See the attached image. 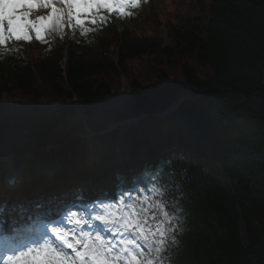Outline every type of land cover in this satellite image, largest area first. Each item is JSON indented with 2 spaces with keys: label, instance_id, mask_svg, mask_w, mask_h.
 Segmentation results:
<instances>
[{
  "label": "trees",
  "instance_id": "obj_1",
  "mask_svg": "<svg viewBox=\"0 0 264 264\" xmlns=\"http://www.w3.org/2000/svg\"><path fill=\"white\" fill-rule=\"evenodd\" d=\"M151 4L163 34L118 33L113 12L90 43L70 28L65 62L61 39L35 33L0 48V157L20 156L32 205L51 163L67 195L117 196L142 180L144 198L178 218L164 264H264V0H177L163 24ZM144 57L153 73L126 72Z\"/></svg>",
  "mask_w": 264,
  "mask_h": 264
},
{
  "label": "snow or ice",
  "instance_id": "obj_2",
  "mask_svg": "<svg viewBox=\"0 0 264 264\" xmlns=\"http://www.w3.org/2000/svg\"><path fill=\"white\" fill-rule=\"evenodd\" d=\"M44 8L51 9L48 16L30 19L32 0H0V47L12 39L31 41L30 33L42 41L44 21L62 32L65 17L69 28L83 27L78 8L92 12V23L97 22L96 13L124 14L127 8L138 6L139 0H36ZM58 4L59 7L53 5ZM11 10V11H9ZM106 21L107 17H98ZM84 34L83 32L81 33ZM178 218L167 211L163 200L151 202L148 197L129 204L100 206L99 211L89 214L70 212L68 223L73 231L52 226L47 229L53 239L42 236L23 247L5 252L0 264H164L163 253L169 239L177 231ZM99 225V227L97 226ZM85 226L87 231H85ZM110 233L114 239L106 238Z\"/></svg>",
  "mask_w": 264,
  "mask_h": 264
},
{
  "label": "rangeland",
  "instance_id": "obj_3",
  "mask_svg": "<svg viewBox=\"0 0 264 264\" xmlns=\"http://www.w3.org/2000/svg\"><path fill=\"white\" fill-rule=\"evenodd\" d=\"M152 1V8H157V14L159 17L158 20L163 24L166 23L168 21H170L174 15V5L175 2L177 0H151ZM142 3H147L146 0H141ZM32 4L33 7L32 9L36 12V16L37 18L40 16H48L51 13V9L49 8H44L42 7L39 3L36 2V0H32ZM155 5V6H154ZM54 7H59L60 5L54 4ZM11 11V10H9ZM74 11L80 12L81 16L79 17V19H81L83 21V27H81L83 29V32L86 33V40L88 43L92 42L93 36L95 35L94 32L91 31V29L93 28V26H95L97 23H103V21L99 20L98 17L102 16L99 12L96 13V17H97V22L96 23H92V16H90L88 14V11H90L89 9H85V8H78L75 9ZM156 11V9H155ZM148 11L144 10V12L142 13V15L140 16L141 18H139L137 20V22L133 23V24H129L127 22L126 19L124 20H120V21H116L113 20L112 24H113V28L118 32V33H122L123 31H125L126 29H128L129 31H131L132 35L135 36H143V35H153V34H163V32L158 33V31L154 28V25L151 22L150 16L149 15H145L147 14ZM90 13V12H89ZM149 13V12H148ZM126 14V9L124 10V14H120L125 16ZM151 15V14H150ZM75 22V20H74ZM44 31H42V36H49L50 40L55 42L56 37L60 36L61 32L56 30L53 26H52V21H44ZM76 23V22H75ZM68 27L67 24V18L65 17V23H64V27H63V31L66 32V29ZM62 31V32H63ZM155 34V35H156ZM111 51V50H109ZM64 54H62L63 56ZM145 61H147L148 63H145ZM157 62L153 59H146L144 58H140V59H134L128 62V66L127 67V73L132 74L134 76H137V78L140 77V75L142 74V72L145 71V69L148 70V72L153 73L154 69H155V64ZM176 71L173 72L172 77L176 76ZM122 80V78H121ZM153 80V79H152ZM122 82L124 83V81L122 80ZM141 200V192L139 190V188H134V190L128 192L127 194H123L118 201H116V203L113 204H119V203H123V204H129V203H135L137 201ZM87 209V213L89 214L90 211H99L100 208L95 207L94 209L92 208H86ZM113 238L112 236L109 238L111 239Z\"/></svg>",
  "mask_w": 264,
  "mask_h": 264
},
{
  "label": "water",
  "instance_id": "obj_4",
  "mask_svg": "<svg viewBox=\"0 0 264 264\" xmlns=\"http://www.w3.org/2000/svg\"><path fill=\"white\" fill-rule=\"evenodd\" d=\"M201 96H202V95H200V96H198V97H201ZM184 98L187 99V100H193V99H195V98H191V97H184ZM196 98H197V97H196ZM181 100H182V99H181ZM181 100H180V101H181ZM180 101H178V102H180ZM178 102L175 103L174 105H172L170 108H168V109L164 112V114H166V113L170 112L171 110H173V109L178 105ZM146 116H148V115H143V116H140L139 118H135V119H132V120H125V121H121V122H118V123H114V124L110 125V126H109L107 129H105L104 131L97 132V134H104V133L110 131L111 129H113V128L117 127V126H121V125H130V124L136 123V122H138L139 120H141L143 117H146ZM94 134H95L94 132H92V131L86 129V135L81 136V137H82V138H89V137H91V136L94 135ZM85 136H87V137H85Z\"/></svg>",
  "mask_w": 264,
  "mask_h": 264
},
{
  "label": "bare ground",
  "instance_id": "obj_5",
  "mask_svg": "<svg viewBox=\"0 0 264 264\" xmlns=\"http://www.w3.org/2000/svg\"><path fill=\"white\" fill-rule=\"evenodd\" d=\"M55 4V3H54ZM58 5V4H57ZM98 227H99V225H97ZM87 229V227L85 226V229L84 230H86ZM103 235L106 237L107 235H108V233L107 232H104L103 233Z\"/></svg>",
  "mask_w": 264,
  "mask_h": 264
}]
</instances>
